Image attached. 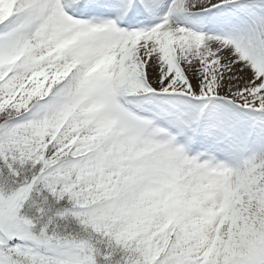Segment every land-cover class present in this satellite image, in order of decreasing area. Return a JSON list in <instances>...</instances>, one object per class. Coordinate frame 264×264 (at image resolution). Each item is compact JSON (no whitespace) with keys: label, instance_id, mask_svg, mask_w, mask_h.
Listing matches in <instances>:
<instances>
[{"label":"snow or ice","instance_id":"6c2138e0","mask_svg":"<svg viewBox=\"0 0 264 264\" xmlns=\"http://www.w3.org/2000/svg\"><path fill=\"white\" fill-rule=\"evenodd\" d=\"M0 264H264V0H0Z\"/></svg>","mask_w":264,"mask_h":264}]
</instances>
